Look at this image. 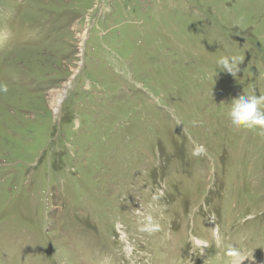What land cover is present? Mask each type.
Here are the masks:
<instances>
[{
	"label": "rangeland",
	"instance_id": "1",
	"mask_svg": "<svg viewBox=\"0 0 264 264\" xmlns=\"http://www.w3.org/2000/svg\"><path fill=\"white\" fill-rule=\"evenodd\" d=\"M0 85V264L264 260V0H0Z\"/></svg>",
	"mask_w": 264,
	"mask_h": 264
},
{
	"label": "clouds",
	"instance_id": "2",
	"mask_svg": "<svg viewBox=\"0 0 264 264\" xmlns=\"http://www.w3.org/2000/svg\"><path fill=\"white\" fill-rule=\"evenodd\" d=\"M242 57L222 56L217 60V66L222 72L230 74L234 79L241 71ZM217 76V72L213 75ZM0 91L6 92L7 86L0 85ZM227 116L236 129L260 130L264 132V96L253 94H241L233 98ZM203 145H195L192 154L200 156L205 154Z\"/></svg>",
	"mask_w": 264,
	"mask_h": 264
},
{
	"label": "bare ground",
	"instance_id": "3",
	"mask_svg": "<svg viewBox=\"0 0 264 264\" xmlns=\"http://www.w3.org/2000/svg\"><path fill=\"white\" fill-rule=\"evenodd\" d=\"M239 258L241 259V257H239ZM242 258H244V257H242ZM240 259H239V260H240ZM243 261H244V262L247 261V258L245 257ZM243 261H240V262L243 264V263H244ZM259 263H260V262H259ZM245 264H248V262H245Z\"/></svg>",
	"mask_w": 264,
	"mask_h": 264
}]
</instances>
